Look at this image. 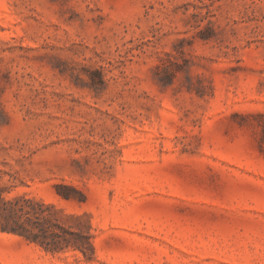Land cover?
<instances>
[{"label":"rangeland","instance_id":"obj_1","mask_svg":"<svg viewBox=\"0 0 264 264\" xmlns=\"http://www.w3.org/2000/svg\"><path fill=\"white\" fill-rule=\"evenodd\" d=\"M0 192L94 247L0 264H264V0H0Z\"/></svg>","mask_w":264,"mask_h":264},{"label":"trees","instance_id":"obj_2","mask_svg":"<svg viewBox=\"0 0 264 264\" xmlns=\"http://www.w3.org/2000/svg\"><path fill=\"white\" fill-rule=\"evenodd\" d=\"M63 197L69 198V195L63 194ZM52 207L22 196L5 199L0 192V230L34 241L46 251L59 252L71 247L85 258H92L94 247L90 233L70 231L52 221L49 212Z\"/></svg>","mask_w":264,"mask_h":264}]
</instances>
